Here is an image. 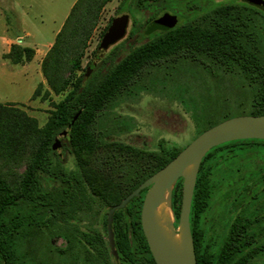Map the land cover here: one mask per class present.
<instances>
[{"label": "rangeland", "instance_id": "1", "mask_svg": "<svg viewBox=\"0 0 264 264\" xmlns=\"http://www.w3.org/2000/svg\"><path fill=\"white\" fill-rule=\"evenodd\" d=\"M174 1L170 5L173 9H164L160 15L178 11L181 14L178 23L192 21L198 25L202 23L205 11L214 4L231 0ZM72 2L0 0V37L5 35L3 24L8 23L7 35H23L24 44L39 45L51 39L52 31L64 20ZM153 3L147 1L146 6L138 10L134 0L107 1L99 11L81 57V67L75 76L86 72L89 63L96 57L97 47L108 26L119 16H129V31L133 13L137 34L118 45L114 59H120L130 47L145 41L139 35L142 28L138 24L152 14ZM156 4L169 7L171 1L158 0ZM23 43H6L11 49V57L16 59L21 55L25 58L32 55L31 51H22L26 47ZM3 49L0 40V104L23 111L36 126L35 131L28 132L29 136L25 139L28 143L21 146L20 139L16 157L0 159V179L4 182L2 188L0 185V195H15L21 191L39 138L54 120L58 105L70 94L76 81L56 92L42 72L44 56L33 66L20 67L6 59V54L1 56ZM182 58L159 62L149 69L147 75L153 79L146 81L147 88L121 96L105 110L103 116L107 119L101 126H112L114 129L107 144L98 145L75 157L64 149L67 133L58 135L61 137V149L54 151L61 158L59 161L69 170L78 166L91 200L82 210L76 209L71 220L68 192L62 203L56 194L68 183L60 182L56 174L42 173L41 183L51 192V220L44 225L40 221V214L44 211L31 202L19 200L8 206L2 223L8 227L7 236L10 238L6 239L13 241L9 247L11 254L6 255L7 259L1 256L0 264H114L105 225L107 209L103 205L120 200L132 185L156 169L157 157L162 149L160 145L185 147L209 124L249 114L254 93L249 84L250 78L242 77L237 71L228 72L200 55L195 59ZM77 113L79 115L80 111ZM208 161H211V190L208 204L199 216L202 240L208 251L214 254L219 250L230 224L237 219L248 220L249 228L259 230L258 240L264 243V142L236 146L230 152L218 151L207 157L205 162ZM142 200L135 202V211ZM56 210L62 218H55ZM170 221L171 233L178 234V220L172 216ZM39 228L44 231L40 235ZM84 233L88 234L91 244L85 241ZM58 237L67 238L68 247H65V242L58 248L53 246L52 241ZM100 239L108 251L104 256L107 262L96 250L101 249ZM250 264H264V253L253 257Z\"/></svg>", "mask_w": 264, "mask_h": 264}, {"label": "trees", "instance_id": "2", "mask_svg": "<svg viewBox=\"0 0 264 264\" xmlns=\"http://www.w3.org/2000/svg\"><path fill=\"white\" fill-rule=\"evenodd\" d=\"M107 1L109 0H76L57 32L54 42L42 59V72L53 90L59 92L66 89L74 80L76 83L70 94L58 105L54 120L47 126L44 135L39 138L30 167L22 181L20 193L0 195V257L5 256L7 259L6 255L11 254L9 249L13 240L6 239L10 238L7 236L8 227L2 223V216L6 213L8 206L19 200L31 202L44 211L40 214V221L44 225L51 220V192L41 183L42 173L56 174L60 177V182L68 183V186H63L56 194L62 203L65 202L64 197L68 192L71 220L75 217L73 214L75 215L76 209L82 210V207L88 205L91 199L81 171L78 166L77 169L64 168L59 161L61 158L52 148L53 143L60 133H67L64 149L75 157L85 151H91L98 145L107 144L110 132L114 129L112 126L110 128L101 126L103 120L107 119L103 116L105 110L121 96L147 88L146 81L153 79L147 75L149 69H153L159 62L180 57L195 59L197 55H200L204 60L228 72L237 71L242 77L251 79L249 84L254 89L249 114H264V10L249 4L246 0H231L214 4L207 12L205 11V17L198 25L192 21H186L162 30L156 26L154 20L160 16L162 10L173 9L170 5L175 1L169 0L171 4L166 7L158 6L156 4L158 0H134L138 10L146 6L145 2H154L151 4L152 14L138 24V27L142 28L139 35L145 41L130 47L120 59H114L118 45L137 34L135 28L137 22L131 13L132 25L126 37L112 46L96 64L92 61L89 63L90 74L87 77L86 72L77 77L75 72L81 67V57L87 40L95 26L101 7ZM174 13L181 18L178 11ZM26 50L31 51L30 57L25 58L21 55L14 59L11 57V49L5 57L15 64L28 61L33 56V50L29 47L22 49L23 52ZM79 111L77 119L71 124L74 115ZM216 123L218 122L209 124L205 129ZM35 128L34 121L23 111L0 104V159L16 157L20 150V139H22L21 146L23 143H28V140L25 142L29 136L28 132L35 131ZM260 142L263 143L264 140L242 139L226 142L211 148L203 157L190 210V229L197 264H250L253 257L264 253V243H260L257 236L259 230L250 229L248 220L233 221L221 247L214 254H211L204 245L202 229L199 226V216L208 204L211 190L209 178L211 161L205 162L206 158L218 151L230 152L233 147ZM160 148L162 149L157 157L156 169L132 185L121 199L145 178L168 163L183 147L167 148L160 145ZM3 183L0 179L1 188ZM145 192L146 189L138 197L131 199L124 208L114 213L113 230L115 247L119 256L118 264H156L141 228V206L135 211V202L143 199ZM181 197L182 178H179L171 198L172 211L177 220ZM121 199L111 205L104 204V209L108 210ZM60 215L59 211L54 212L55 218H60ZM43 232L42 229H38V235ZM83 236L85 241L91 244L88 242L90 241L88 234L84 233ZM100 247L101 249L96 248V250L104 258L108 251L102 240ZM104 260L107 262L106 258ZM6 264L9 263L6 262Z\"/></svg>", "mask_w": 264, "mask_h": 264}, {"label": "water", "instance_id": "3", "mask_svg": "<svg viewBox=\"0 0 264 264\" xmlns=\"http://www.w3.org/2000/svg\"><path fill=\"white\" fill-rule=\"evenodd\" d=\"M246 2L264 10V0H246ZM177 21V15L168 12H164L154 20L156 26L162 30L174 27ZM128 24L129 16L125 14L110 23L98 45L96 57L92 60L93 64L102 59L111 46L127 35ZM89 74L90 68L87 69L85 76ZM77 116L78 113L74 115L72 123ZM242 139L264 140V114L232 116L205 129L168 163L141 182L119 203L111 206L107 213V233L113 256H118L112 230L114 213L124 208L131 199L138 197L146 189L140 210V223L154 262L156 264H197L190 229V210L200 163L211 148ZM60 140L61 137L57 136L52 146L53 149L60 151ZM179 178H182V197L178 219L180 231L175 234L171 233L170 220L167 229L159 224L156 209L167 194L168 206L174 216L171 198L173 188ZM174 236L178 237L176 242L172 239Z\"/></svg>", "mask_w": 264, "mask_h": 264}, {"label": "crops", "instance_id": "4", "mask_svg": "<svg viewBox=\"0 0 264 264\" xmlns=\"http://www.w3.org/2000/svg\"><path fill=\"white\" fill-rule=\"evenodd\" d=\"M76 2V0H73L72 2V5ZM72 5L70 6V9L72 7ZM69 9V11H70ZM69 13V12H68ZM68 13L65 15V18L64 20L60 23V25H58L56 27L55 30L52 31V37L51 39H46L43 43L37 45V44H33V46H28L26 44L23 43V35H17V34H14V35H7V31H8V23H4L3 24V31H4V34L3 36L0 37V40H1V43L3 44L4 46V49H3V52L1 54V56L4 54H7L9 51H10V47H7L6 43H14L15 41L18 42V43H23L26 47H29L33 50V56L31 57L30 60L28 61H24L23 63L22 62H19L17 63L16 66H20V67H25V66H30L32 65L33 66V63L36 62L38 60H41L42 57L46 54V52L48 51V49L50 48V46L52 45V43L54 42V39H55V36L57 34V32L59 31V29L61 28L62 24L64 23ZM13 36V37H12ZM11 44H9V46H11ZM7 59V58H6ZM9 59V58H8ZM13 63V62H12ZM15 64V63H13ZM31 66V67H32Z\"/></svg>", "mask_w": 264, "mask_h": 264}, {"label": "bare ground", "instance_id": "5", "mask_svg": "<svg viewBox=\"0 0 264 264\" xmlns=\"http://www.w3.org/2000/svg\"><path fill=\"white\" fill-rule=\"evenodd\" d=\"M156 216L158 217L159 224L164 228L167 229L168 222L172 216L171 209L168 206L167 201V194L165 195V199L159 204L156 209ZM173 241H177L178 237L174 236Z\"/></svg>", "mask_w": 264, "mask_h": 264}, {"label": "flooded vegetation", "instance_id": "6", "mask_svg": "<svg viewBox=\"0 0 264 264\" xmlns=\"http://www.w3.org/2000/svg\"><path fill=\"white\" fill-rule=\"evenodd\" d=\"M176 14V13H175ZM177 15V14H176ZM177 19H179V16L177 15ZM203 21V20H202ZM201 21V22H202ZM177 23H178V21H177ZM145 195V194H144ZM143 201V200H142ZM142 206V205H141ZM109 209V208H108ZM140 210H141V208H140ZM107 213H108V210H107ZM113 218H114V216H113ZM106 228H107V218H106ZM112 230H113V221H112ZM107 235H108V233H107ZM113 235H114V230H113ZM65 242V243H64ZM114 242H115V239H114ZM63 243L65 244V247H68V242H67V238H64V237H58V238H56V241H52V245L53 246H55V247H60V245H63ZM108 245H109V242H108ZM19 247V245H18V243H17V248ZM109 248H110V246H109ZM116 248V247H115ZM110 253H111V249H110ZM117 254H118V252H117ZM111 256H112V258H113V262H114V264H118V258H119V256H117V257H115V256H113V254L111 253ZM84 257V256H83ZM85 260V259H84ZM82 261V260H81Z\"/></svg>", "mask_w": 264, "mask_h": 264}]
</instances>
